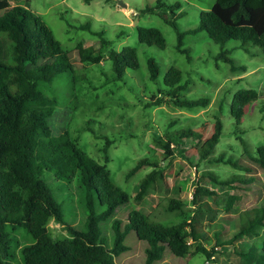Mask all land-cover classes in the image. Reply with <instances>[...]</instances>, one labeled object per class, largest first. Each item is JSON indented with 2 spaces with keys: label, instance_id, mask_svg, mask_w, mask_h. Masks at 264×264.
<instances>
[{
  "label": "rangeland",
  "instance_id": "374dc122",
  "mask_svg": "<svg viewBox=\"0 0 264 264\" xmlns=\"http://www.w3.org/2000/svg\"><path fill=\"white\" fill-rule=\"evenodd\" d=\"M21 3L38 15L53 30L55 36L66 49L71 50L72 60L77 69L80 82L73 86L69 72L62 73L53 83L54 94L60 104L50 123L55 136L68 130L79 138V143L90 155L103 161L102 147L107 140H112L109 148L111 160L108 164L112 178L134 198L139 190V181L152 170L147 165L132 176L128 171L143 157L149 158L165 172V179L156 183L140 202V207L152 219L170 225L186 213H195L192 195L198 182L215 190L209 199L219 213L210 221L199 223L198 230L205 236L207 246H213L218 240L223 243L216 249V259L207 260L206 255L194 251L196 245L182 256L170 250L164 257L153 264H240L242 250H246L256 237L242 235L234 243L229 242L240 225V219L253 215L256 207L264 205V168L243 151L238 130L250 144L251 154L257 155V149L264 145V52L257 45H247L248 50L238 47L240 40L230 39L224 44L209 37L206 30L186 34L182 48L178 49L177 30L160 14L174 17L180 31H186L199 24L202 10L211 8L215 0H161L159 11L145 12L147 6H156L158 0H10ZM122 1L124 4H121ZM180 2L179 8L171 5ZM183 12L179 15L180 12ZM89 22L93 30H103L105 36L114 43L103 48L104 59L99 64L84 63L78 54L77 45L99 48L100 38L87 29L79 28ZM139 26L158 27L166 37L167 45L160 48L141 43L138 38ZM120 33V34H118ZM125 45L138 48L140 67L128 69L125 80L108 81L111 62L108 59L109 48L121 50ZM230 49V57L237 65L236 71L222 58H217L222 49ZM153 56L160 65L157 80L149 77L147 58ZM172 66L183 72L182 82L185 88L179 95L188 99L201 96L211 97L205 107L185 108L175 106L163 94L159 105L148 106L160 90L170 87L164 83V75ZM107 72V73H106ZM253 87L259 91V97L250 103L239 125L230 111V104L236 91ZM77 89V90H75ZM79 93L76 94V92ZM220 116L224 127L223 135L212 151V156L224 152L234 161H241L250 170L243 171V176H253L248 184L236 181L234 187L219 185L211 180L207 172L221 179L230 178L240 171L232 164L200 159L198 147L212 133L215 118ZM175 119L176 123H169ZM190 126L197 132L196 136L184 139L185 144L174 141V154L166 152L162 140L169 139L171 130L181 126ZM185 147V151L182 150ZM55 199L62 205L64 220L76 229L85 230L88 215L84 188L78 178L72 180L58 178L54 172L42 174ZM187 200L179 209H170L172 198ZM101 208V206H98ZM132 199L117 207L110 218L100 221L102 235L107 245L112 246L114 220H121V225L128 221L133 209ZM209 213H206L208 215ZM52 234L57 237L67 234V226L57 220L49 223ZM12 237L11 257L13 264H23L22 250L35 240L25 227L13 228L7 225ZM264 234V228L262 232ZM219 234V236L217 235ZM218 236V238H217ZM264 236V235H263ZM220 237V238H219ZM228 242V243H226ZM261 239L256 240L261 247ZM125 243L129 249L117 258L120 264H145L146 241L140 240L135 231L127 234ZM259 243V244H258Z\"/></svg>",
  "mask_w": 264,
  "mask_h": 264
},
{
  "label": "trees",
  "instance_id": "16d2710c",
  "mask_svg": "<svg viewBox=\"0 0 264 264\" xmlns=\"http://www.w3.org/2000/svg\"><path fill=\"white\" fill-rule=\"evenodd\" d=\"M162 5V1L158 0L156 6H147L144 11H159ZM180 6V2L171 5L172 8ZM160 14L177 30L178 49L182 52L187 53V49L182 48L186 34L201 30H206L209 37L222 44L230 39L240 40L241 43L233 49L242 47L248 50L247 45L252 44L260 46L264 52V0H215L210 9L202 10L199 24L186 31L178 29L176 12H173V18L161 11ZM79 28L87 29L100 38L99 48L78 43L80 59L89 64L101 63L103 48L114 40L108 39L103 30H93L89 22L82 23ZM138 38L141 43L160 48L167 45L166 37L158 27L139 26ZM229 53L230 49L223 48L217 58L228 62L232 71L243 68L235 64ZM108 59L111 62L108 81L125 80L128 69L140 67L136 46L125 45L121 50L112 46ZM147 64L150 79L157 80L160 74L157 59L149 56ZM64 72L70 73L73 86L80 82L71 50L63 46L42 16L19 2L0 0V264H13L9 260L12 237L7 225L25 227L35 240L23 248V264H120L116 258L129 249L125 239L131 231L147 242L145 264L162 259L168 250L182 256L192 245H196L194 251L204 253L207 260L216 259V249L223 243L218 240L213 246H207L205 241L209 237L198 230L199 223L205 219L212 221L217 218L219 210L209 200L215 190L198 182L192 195L195 213H186L175 223L166 225L152 219L140 207L148 191L165 179L164 170L156 163L152 164L149 158L143 157L130 168L128 177L144 166H153L139 181V190L132 198L112 178L108 166L112 140H107L102 147L104 160L101 161L83 149L78 136H73L70 131L65 130L55 136L50 119L60 99L54 94L53 83ZM182 78L183 72L179 67H170L164 75V83L170 88L159 89L161 95L148 101L147 105H159L165 94L178 107L207 106L211 101L209 96L188 99L179 95L185 88ZM258 97L259 91L253 87L234 93L230 111L237 125L241 123L247 106ZM174 122L175 119L169 123ZM213 124L211 135L198 147L200 159L230 163L240 171L226 179L212 172L207 174L215 183L230 188L237 180L248 184L253 176H243V171L250 170L246 164L226 158L224 152L216 158L211 155L223 135L224 127L220 116ZM238 132L243 151L264 168V145L258 147L257 155L251 154L250 144L241 135L242 130ZM195 134L197 132L190 126H181L171 130L169 139L160 138V143L168 154L173 155L174 141L182 145L185 144L184 139ZM45 171H52L62 179L78 178L85 191L88 210L85 230L66 223L62 205L42 178ZM131 199L134 207L129 212L128 221L124 226L118 219L112 224L114 240L109 247L102 235L100 221L110 218L119 205ZM186 201L172 198L169 208H182ZM51 220L65 224L68 233L55 237L49 226ZM239 223L229 242L234 243L242 235L256 237L246 250L240 252V264H264V234L261 233L264 228V205L254 208L253 215L244 220L241 218ZM259 239L262 240L260 248L256 245Z\"/></svg>",
  "mask_w": 264,
  "mask_h": 264
},
{
  "label": "water",
  "instance_id": "95a60500",
  "mask_svg": "<svg viewBox=\"0 0 264 264\" xmlns=\"http://www.w3.org/2000/svg\"><path fill=\"white\" fill-rule=\"evenodd\" d=\"M120 3H121V4H124L122 1H120ZM124 5H126V4H124Z\"/></svg>",
  "mask_w": 264,
  "mask_h": 264
}]
</instances>
